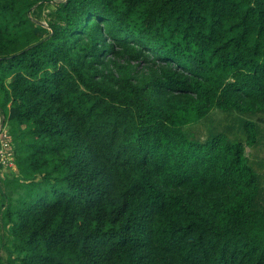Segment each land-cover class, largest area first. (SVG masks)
<instances>
[{
	"label": "trees",
	"instance_id": "16d2710c",
	"mask_svg": "<svg viewBox=\"0 0 264 264\" xmlns=\"http://www.w3.org/2000/svg\"><path fill=\"white\" fill-rule=\"evenodd\" d=\"M214 109L264 113V0H0V264H264L257 126L190 139Z\"/></svg>",
	"mask_w": 264,
	"mask_h": 264
},
{
	"label": "rangeland",
	"instance_id": "374dc122",
	"mask_svg": "<svg viewBox=\"0 0 264 264\" xmlns=\"http://www.w3.org/2000/svg\"><path fill=\"white\" fill-rule=\"evenodd\" d=\"M260 117H264V113L253 115L242 114L235 110L222 111L214 109L206 118L186 126L185 132L190 139L201 142L212 136L223 135L233 143H244L246 145L248 135L245 125L248 122H254L257 126L258 141L253 147L246 146V150L250 165L258 174L261 184L264 185V123H258ZM1 166H3L0 168L1 176L11 177L12 173L16 171L15 166L13 167L10 163H3ZM2 193L3 188L0 186V196ZM8 195H11V193L8 192ZM1 242L0 238V244ZM0 254L5 255L4 252H0Z\"/></svg>",
	"mask_w": 264,
	"mask_h": 264
},
{
	"label": "built area",
	"instance_id": "2783aa9c",
	"mask_svg": "<svg viewBox=\"0 0 264 264\" xmlns=\"http://www.w3.org/2000/svg\"><path fill=\"white\" fill-rule=\"evenodd\" d=\"M2 129L0 130V137H1V143H0V165L8 164L10 163L13 167L14 165V152L12 151L9 141L5 139L6 137V131L1 134ZM4 166V165H3Z\"/></svg>",
	"mask_w": 264,
	"mask_h": 264
},
{
	"label": "clouds",
	"instance_id": "9594fccd",
	"mask_svg": "<svg viewBox=\"0 0 264 264\" xmlns=\"http://www.w3.org/2000/svg\"><path fill=\"white\" fill-rule=\"evenodd\" d=\"M15 169H16V167H15Z\"/></svg>",
	"mask_w": 264,
	"mask_h": 264
},
{
	"label": "crops",
	"instance_id": "0c3cea01",
	"mask_svg": "<svg viewBox=\"0 0 264 264\" xmlns=\"http://www.w3.org/2000/svg\"><path fill=\"white\" fill-rule=\"evenodd\" d=\"M5 177V176H4Z\"/></svg>",
	"mask_w": 264,
	"mask_h": 264
}]
</instances>
